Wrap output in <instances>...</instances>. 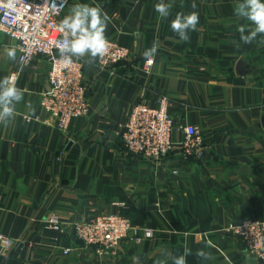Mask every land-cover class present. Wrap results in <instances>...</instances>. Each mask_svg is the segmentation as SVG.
Returning a JSON list of instances; mask_svg holds the SVG:
<instances>
[{
    "label": "crops",
    "instance_id": "0c3cea01",
    "mask_svg": "<svg viewBox=\"0 0 264 264\" xmlns=\"http://www.w3.org/2000/svg\"><path fill=\"white\" fill-rule=\"evenodd\" d=\"M158 2L71 0L60 21L74 4L99 5L110 17L106 37L130 53L109 68L83 57L91 110L66 130L43 121L48 56L36 55L19 70L23 100L0 124V232L16 244L0 251V264H172L185 248L192 252L187 264L261 263L225 226L264 219V35L240 40L238 28L249 22L235 16L238 0H164L171 5L167 18L154 10ZM193 11L199 23L181 41L171 21ZM154 41L157 53L145 74L143 52ZM19 66L17 41L0 31V79ZM161 95L170 100L175 128L174 148L158 163L127 151L120 134L134 104L154 105ZM189 124L202 132L201 155L180 147ZM112 212L153 228L155 236H129L114 254L75 236L74 222ZM50 214L63 219L62 232L44 226ZM198 249L209 253L206 261Z\"/></svg>",
    "mask_w": 264,
    "mask_h": 264
},
{
    "label": "built area",
    "instance_id": "2783aa9c",
    "mask_svg": "<svg viewBox=\"0 0 264 264\" xmlns=\"http://www.w3.org/2000/svg\"><path fill=\"white\" fill-rule=\"evenodd\" d=\"M71 0H18L16 11L0 7V31L17 41L20 66L10 75L18 77L22 66L29 64L39 54L48 56L49 87L42 93L40 106L44 112L43 121L59 130H66L73 119L89 114L90 103L84 83V58H74L70 66L59 62V53L54 42L60 38L57 26ZM7 0H0V4ZM108 39V38H107ZM110 41L109 53L97 63L102 68L116 66L129 55L127 46L115 40ZM154 64V63H153ZM153 64L146 60L141 71L150 74ZM170 100L161 95L156 104L138 102L133 105L120 134L124 148L155 162L166 156L173 148L172 139L175 121L170 111ZM180 147L186 155H201L203 136L200 129L189 124L182 128ZM44 226L62 232L64 221L57 214H50ZM75 236L87 246L94 247L100 254H114L121 242L131 236L136 241L155 236L151 227L133 223L131 217L121 212L101 213L73 223ZM225 230L240 237L247 250L264 264V219L243 218L230 222ZM16 240L0 232V251L13 248ZM70 247L64 249L68 253Z\"/></svg>",
    "mask_w": 264,
    "mask_h": 264
},
{
    "label": "clouds",
    "instance_id": "9594fccd",
    "mask_svg": "<svg viewBox=\"0 0 264 264\" xmlns=\"http://www.w3.org/2000/svg\"><path fill=\"white\" fill-rule=\"evenodd\" d=\"M17 2L18 0H7V3L0 4V7L16 11ZM192 7H196L195 3ZM170 8L171 5L164 0L154 5V10L161 18L170 15ZM234 14L248 21L250 25H240L238 28L243 43L250 44L258 36L264 35V0H238L234 5ZM109 23L110 17L99 5L74 4L69 14L64 16L57 26L60 38L54 42V45L59 53V62L70 66L74 58L88 57L89 61L104 58L110 50V41L105 35ZM198 23L197 12L193 11L189 14L177 12L170 27L181 41H188L189 31H195ZM157 49L158 41H154L152 46L143 52V57L149 65L154 63ZM7 55L10 59H15L14 50H8ZM16 80L14 74L0 79V124L7 125L14 118L16 105L23 100V90L17 87ZM165 255L171 256L170 253ZM189 255H192L191 250L185 248L182 254L171 256L172 264H187ZM196 256L206 261L209 253L204 249H198Z\"/></svg>",
    "mask_w": 264,
    "mask_h": 264
}]
</instances>
